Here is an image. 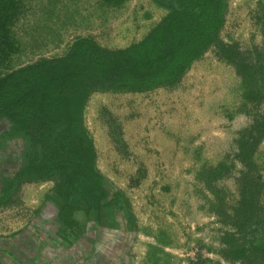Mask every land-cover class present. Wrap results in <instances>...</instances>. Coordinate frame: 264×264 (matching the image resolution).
I'll list each match as a JSON object with an SVG mask.
<instances>
[{
    "label": "rangeland",
    "instance_id": "obj_1",
    "mask_svg": "<svg viewBox=\"0 0 264 264\" xmlns=\"http://www.w3.org/2000/svg\"><path fill=\"white\" fill-rule=\"evenodd\" d=\"M23 4V16L11 30L16 52L0 66V76L41 58L61 57L77 38H91L106 49L126 48L142 40L176 2ZM53 9L50 18L47 11ZM223 21L218 35L223 43L242 51L264 48V0H226ZM241 90L233 68L212 49L175 88L92 95L85 125L104 177L99 212L96 199H89L94 211L87 216L76 209L74 214L76 236L63 234L56 220L54 183L22 184L0 208V264H228L221 252L230 241L236 244L230 235L235 231L221 221L233 215L237 180L247 171L235 158L238 141L253 116L264 110L244 103ZM23 149L13 126L1 119L0 193L4 180L20 166ZM251 160L264 183V138ZM218 169L223 178L211 189L224 199L221 206L200 177L203 170ZM260 202L264 216L263 196ZM261 228L251 226L242 239L260 235Z\"/></svg>",
    "mask_w": 264,
    "mask_h": 264
},
{
    "label": "trees",
    "instance_id": "obj_2",
    "mask_svg": "<svg viewBox=\"0 0 264 264\" xmlns=\"http://www.w3.org/2000/svg\"><path fill=\"white\" fill-rule=\"evenodd\" d=\"M24 1L0 0V66L9 64L7 57L16 52L11 30L23 16ZM175 2L142 40L126 48L106 49L91 38H77L61 57L41 58L0 76V120H7L24 144L20 166L4 180L0 208L22 184L52 181L61 233L74 234L72 229L79 226L74 219L76 209H83L87 216L94 211L89 199H96L99 212L105 196L104 177L96 167L94 141L85 125V109L95 93L144 94L175 88L192 64L213 49L240 80L243 102L264 108V48L242 51L218 38L226 0ZM53 14L54 9L46 15L51 18ZM253 117L252 126L238 141L235 157L247 168L237 180L239 200L233 215L226 216L229 221H221L235 231L230 235L236 244H230L228 234L222 240L229 242L221 252L228 264H264L260 202L264 183L251 162L264 138V110ZM200 177L218 206L223 205L224 199L211 189L215 180L223 178L221 171L203 170ZM212 212L221 216L217 209ZM256 224L263 227L261 234L242 239Z\"/></svg>",
    "mask_w": 264,
    "mask_h": 264
},
{
    "label": "bare ground",
    "instance_id": "obj_3",
    "mask_svg": "<svg viewBox=\"0 0 264 264\" xmlns=\"http://www.w3.org/2000/svg\"><path fill=\"white\" fill-rule=\"evenodd\" d=\"M159 7V6H158Z\"/></svg>",
    "mask_w": 264,
    "mask_h": 264
}]
</instances>
